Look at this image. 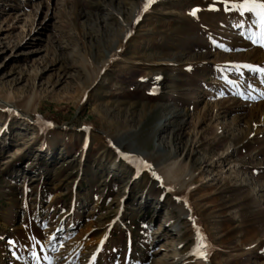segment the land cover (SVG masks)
<instances>
[{
	"label": "rangeland",
	"instance_id": "rangeland-1",
	"mask_svg": "<svg viewBox=\"0 0 264 264\" xmlns=\"http://www.w3.org/2000/svg\"><path fill=\"white\" fill-rule=\"evenodd\" d=\"M254 19L0 0V264H264Z\"/></svg>",
	"mask_w": 264,
	"mask_h": 264
},
{
	"label": "snow or ice",
	"instance_id": "snow-or-ice-1",
	"mask_svg": "<svg viewBox=\"0 0 264 264\" xmlns=\"http://www.w3.org/2000/svg\"><path fill=\"white\" fill-rule=\"evenodd\" d=\"M152 2L153 0H149V4ZM223 2L226 11H237L241 15L250 13L255 18L253 23L258 26L259 32L258 34L250 35L248 38L254 45L264 47V0H241V2L238 3L234 2V0H223ZM192 14L195 15V11ZM243 67L264 76V67L252 65H244ZM157 179H159V177H157ZM37 243H39V241H37ZM205 247L206 245L203 239L198 240L196 242V252L193 254H198L199 258H206V252L202 251Z\"/></svg>",
	"mask_w": 264,
	"mask_h": 264
},
{
	"label": "bare ground",
	"instance_id": "bare-ground-1",
	"mask_svg": "<svg viewBox=\"0 0 264 264\" xmlns=\"http://www.w3.org/2000/svg\"><path fill=\"white\" fill-rule=\"evenodd\" d=\"M126 36H127V35H126ZM125 38H127V37H125ZM114 52H115V50L112 51V53L110 54V56H112V54H113ZM136 162H137V161H136ZM112 169H113V168H112Z\"/></svg>",
	"mask_w": 264,
	"mask_h": 264
}]
</instances>
